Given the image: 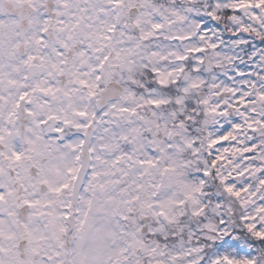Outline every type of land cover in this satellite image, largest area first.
I'll use <instances>...</instances> for the list:
<instances>
[{
  "label": "snow or ice",
  "instance_id": "6c2138e0",
  "mask_svg": "<svg viewBox=\"0 0 264 264\" xmlns=\"http://www.w3.org/2000/svg\"><path fill=\"white\" fill-rule=\"evenodd\" d=\"M0 264H264V0H0Z\"/></svg>",
  "mask_w": 264,
  "mask_h": 264
}]
</instances>
